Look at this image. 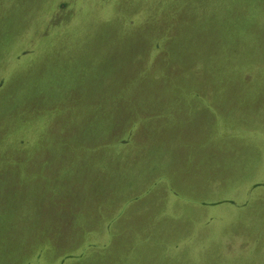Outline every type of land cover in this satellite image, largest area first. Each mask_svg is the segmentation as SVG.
<instances>
[{"label":"rangeland","instance_id":"1","mask_svg":"<svg viewBox=\"0 0 264 264\" xmlns=\"http://www.w3.org/2000/svg\"><path fill=\"white\" fill-rule=\"evenodd\" d=\"M0 264H264V0H0Z\"/></svg>","mask_w":264,"mask_h":264}]
</instances>
